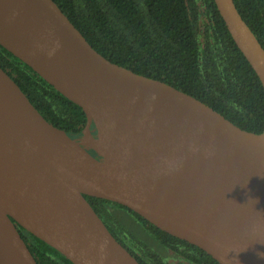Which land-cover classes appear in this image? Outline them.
<instances>
[{"label": "water", "instance_id": "obj_1", "mask_svg": "<svg viewBox=\"0 0 264 264\" xmlns=\"http://www.w3.org/2000/svg\"><path fill=\"white\" fill-rule=\"evenodd\" d=\"M214 3L264 89L262 45L233 0ZM0 45L86 115L79 142L0 67V264H37L16 224L73 264H140L85 195L126 206L220 264H264V128L244 130L109 61L54 0H0Z\"/></svg>", "mask_w": 264, "mask_h": 264}, {"label": "trees", "instance_id": "obj_2", "mask_svg": "<svg viewBox=\"0 0 264 264\" xmlns=\"http://www.w3.org/2000/svg\"><path fill=\"white\" fill-rule=\"evenodd\" d=\"M54 1L109 61L194 96L244 130L262 132L263 86L230 36L214 0ZM233 1L264 49V0ZM0 67L48 122L70 137L83 135L86 115L82 108L1 45ZM85 198L140 264H173L169 256L187 264H220L201 248L161 230L126 206ZM118 209L131 214V223L138 224L145 238L124 224ZM16 226L37 264H73Z\"/></svg>", "mask_w": 264, "mask_h": 264}, {"label": "rangeland", "instance_id": "obj_3", "mask_svg": "<svg viewBox=\"0 0 264 264\" xmlns=\"http://www.w3.org/2000/svg\"><path fill=\"white\" fill-rule=\"evenodd\" d=\"M110 210H112V208H110ZM120 212L122 213V215L125 218V220H123L124 224L125 223H128L129 226L131 227V229L133 230V232H135L141 238H145L146 235H145L144 231L140 229V227L138 226V224L137 223H131V220H133V217L131 216V214H129L128 212H122L121 210L118 209L117 214H120ZM169 260L173 264H187L182 259L176 258L174 256H169Z\"/></svg>", "mask_w": 264, "mask_h": 264}, {"label": "flooded vegetation", "instance_id": "obj_4", "mask_svg": "<svg viewBox=\"0 0 264 264\" xmlns=\"http://www.w3.org/2000/svg\"><path fill=\"white\" fill-rule=\"evenodd\" d=\"M91 132H92V134L95 136V137H97V132H96V130H95V128L93 127V126H91ZM74 140H76V141H79V142H81V141H83V139H84V137H83V135L82 136H73L72 137ZM91 155H93L94 157H96L97 159H99V160H102V157L100 156V155H98L93 149H91L90 147H88V146H86V145H82Z\"/></svg>", "mask_w": 264, "mask_h": 264}, {"label": "clouds", "instance_id": "obj_5", "mask_svg": "<svg viewBox=\"0 0 264 264\" xmlns=\"http://www.w3.org/2000/svg\"><path fill=\"white\" fill-rule=\"evenodd\" d=\"M260 255L264 256V253H261Z\"/></svg>", "mask_w": 264, "mask_h": 264}]
</instances>
